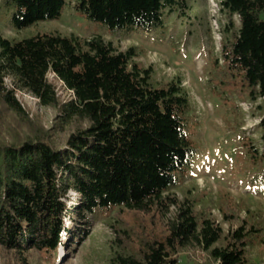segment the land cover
Returning <instances> with one entry per match:
<instances>
[{
	"label": "trees",
	"instance_id": "16d2710c",
	"mask_svg": "<svg viewBox=\"0 0 264 264\" xmlns=\"http://www.w3.org/2000/svg\"><path fill=\"white\" fill-rule=\"evenodd\" d=\"M0 4L12 10L10 26L23 30L60 19L67 0ZM221 7L240 21L222 48L227 67L243 76L252 100H264V0H222ZM74 8L112 33L152 32L174 13L192 20L187 0H76ZM136 56L135 47L121 51L101 37L44 33L13 41L0 31V108L28 116L17 98L27 92L56 109L53 135L75 127L64 144L49 140L50 131L0 143V247L14 257L6 264H30L33 249L55 258L64 234L69 249L83 244L94 220L114 209L168 216L172 207L163 239L132 253L117 235L109 264H176L173 256L190 247L208 252L214 264H249L255 225L243 221L225 231L170 193L195 154L187 130L190 97L181 79L156 86L153 69L140 67ZM50 74L69 98H61ZM259 128L264 161V113ZM70 192L77 201L68 206ZM69 215L73 227L65 224Z\"/></svg>",
	"mask_w": 264,
	"mask_h": 264
},
{
	"label": "rangeland",
	"instance_id": "374dc122",
	"mask_svg": "<svg viewBox=\"0 0 264 264\" xmlns=\"http://www.w3.org/2000/svg\"><path fill=\"white\" fill-rule=\"evenodd\" d=\"M75 1L67 0L60 19L38 22L23 30L10 26L12 10L0 4V31L13 41L44 33L76 35L81 40L101 37L121 51L135 47L134 62L153 69L152 80L156 86L181 79L190 97L187 130L195 154L185 177L170 193L181 201L190 200L196 213L214 218L225 231L243 221L248 226L255 225L258 230L248 250L249 264H264V161L259 128L264 100L250 98L243 76L238 71H230L222 56L223 45L238 32V16L223 11L222 0H187L191 21L179 20L174 13L166 18L164 27L152 32L112 33L104 24L90 21L77 12ZM49 78L57 84L61 98H69L54 75L50 74ZM17 98L28 116L0 108V143L33 138L50 131L49 140L64 144L75 127L53 135L56 109L40 105L27 92H18ZM252 147L256 150L251 152ZM257 150L258 154L253 156ZM65 201L68 206L73 205L76 194L70 192ZM175 212V207L168 216L158 210L144 214L114 209L94 220L83 244L69 249V236L64 234L55 258L35 249L27 256L30 264H109L117 235L123 242L122 249L139 253L146 241L167 235L168 220ZM64 221L69 227L75 224L72 215ZM173 257L177 259L176 264H214L209 253L198 247L181 249ZM9 258H14L12 253L0 247V264H6Z\"/></svg>",
	"mask_w": 264,
	"mask_h": 264
}]
</instances>
